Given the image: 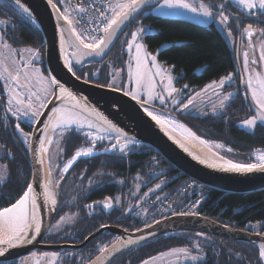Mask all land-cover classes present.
Returning <instances> with one entry per match:
<instances>
[{
    "label": "trees",
    "instance_id": "trees-1",
    "mask_svg": "<svg viewBox=\"0 0 264 264\" xmlns=\"http://www.w3.org/2000/svg\"><path fill=\"white\" fill-rule=\"evenodd\" d=\"M52 1L60 6L56 0ZM213 1L217 10L220 6L223 8L221 14L224 18L230 21L233 15L238 18V37H242L246 28L261 30L264 37V14L251 16L225 0ZM0 22V30L14 47H31L42 53L41 65L47 74L44 38L32 20L10 3L0 0ZM140 26L155 30L144 36L145 45L149 51L158 52L159 59L181 75L176 87H189L184 96L192 95L207 83L231 73L236 75L239 83L235 53L214 25L203 26L178 18L144 15L143 12L132 19L103 62L83 68L72 64L74 73L86 81L107 86L116 70L122 69L124 73L128 37ZM199 68H202L201 74L196 73ZM6 105L7 95L0 77V210L14 205L27 191L31 180L29 140L33 124L11 116ZM181 107L158 106L154 110L181 121L201 138L223 144L229 152H219L236 163L248 164L254 151L264 150V125L258 124L252 132L239 126V122L250 117L241 92L219 116L188 117ZM188 118L194 119L198 125H193ZM84 146L99 153L78 160L66 174H62L60 168ZM101 151L103 146H93L77 132L65 134L59 141L56 164L50 163L51 182L58 190L54 220L62 213L77 214L79 220L75 227L57 236L46 234L44 244L79 245L104 226L132 232L169 215L187 213L191 208L196 214L234 228L264 221V192L233 195L214 191L181 175L144 145L131 146L126 153L105 154ZM192 182L194 184L190 185ZM195 234L160 236L129 250L109 264H138L170 248L192 246L194 243L199 244L206 254V259L198 264H264L256 245L202 234L218 241V244L208 246L207 242L195 241ZM113 237L104 232L83 249H64L62 251H74V255L64 258L61 263L87 264ZM17 263L15 260L0 264Z\"/></svg>",
    "mask_w": 264,
    "mask_h": 264
},
{
    "label": "rangeland",
    "instance_id": "rangeland-1",
    "mask_svg": "<svg viewBox=\"0 0 264 264\" xmlns=\"http://www.w3.org/2000/svg\"><path fill=\"white\" fill-rule=\"evenodd\" d=\"M111 1L122 3L114 7V17H118V15L136 2V0ZM56 2L60 3L61 11L69 16L68 0H56ZM225 2L232 4L251 16L264 14V0H225ZM219 10L216 9L213 0H158L157 4L146 7L143 10V14L183 19L203 26L214 25L222 33L228 46L234 53L239 49L245 95L253 111L250 117L239 122V126L245 131L252 132L258 124L264 125L263 32L261 30L257 31L246 28L241 40L238 37L240 30L238 18L233 15L230 21L224 18ZM154 32L155 30L150 27L140 26L131 33L126 46L128 56L124 65L125 71L123 73L122 69L116 70L107 87L120 90L152 109H156L158 106H176L184 97L185 90L189 87L177 88L176 82L181 75L174 73L170 67H167L159 59L158 52H151L147 49L144 36ZM41 61L42 53L39 50L31 47H14L7 41L4 33L0 30V77L8 97L7 111L17 120L33 125L37 122L40 114L51 99V95L54 93L51 81L43 71ZM70 68L73 70L71 59ZM196 73L201 74L202 68H199ZM233 86L235 87L231 88ZM240 90L234 73L223 76L207 83L202 89L192 94L182 107L183 112L188 117L222 115L228 104L236 97ZM150 111L156 116L171 118V116L156 110ZM188 120L193 125H198L194 119L188 118ZM70 132L81 134L92 144H105L107 152L113 146V142L109 139L93 141L82 131L70 130L67 133L57 134L55 137L48 151L49 165L51 162H54V165L56 164L55 162L59 156V141L65 134ZM207 143L209 144L210 142ZM210 144L209 146L218 153L219 150L229 152V149H225L220 143L212 142ZM130 147L124 148V150L114 149L112 151L126 153ZM85 148L81 147L78 150ZM78 150L75 151L74 155ZM262 151L264 150L254 151L250 156V162L246 165L258 166L259 164L254 160L253 156L256 152ZM69 160L60 168L62 174L67 172L66 166ZM4 170L7 171L5 167ZM78 220L79 216L77 214L62 213L50 226L47 236H57L66 229L75 227ZM249 226L259 230L264 227V221L253 222ZM176 234L177 232H172L163 236H173ZM194 237L197 240L212 242L210 238L200 234H196ZM117 240H119L118 237H114L108 245ZM105 247H102L99 252ZM73 255L74 251L37 249L31 252L29 256L18 259L17 264H62L61 262H63L64 258ZM205 259L206 254L204 249L198 246L197 243H194L192 246L170 248L138 264H198Z\"/></svg>",
    "mask_w": 264,
    "mask_h": 264
},
{
    "label": "water",
    "instance_id": "water-1",
    "mask_svg": "<svg viewBox=\"0 0 264 264\" xmlns=\"http://www.w3.org/2000/svg\"><path fill=\"white\" fill-rule=\"evenodd\" d=\"M4 1L10 3L21 13L23 12L14 3H17L26 9L30 16L25 13L23 14L30 18L41 31L45 44V68L53 86L54 93L33 126L29 140L31 180L26 192L30 191L46 225L41 232L31 240V242H26L4 250L2 255H0V263L12 262L22 257L29 256L31 252L37 249L62 251L68 248H75L80 250L85 248L89 242L104 232H108L114 237H120V239L105 247L87 264H109L129 250L163 236L168 231L177 233L194 232L228 241L247 242L257 246L259 244H264V235L254 234L248 231L234 230L230 227H225L210 218L194 214L171 215L132 232L124 231L119 227L104 226L99 231L86 238V240L79 245L42 244V240L48 233L56 216L58 190L50 181L53 191L56 194L57 201L54 216L48 218L46 211L49 204L44 191L42 169L37 157L44 125L56 102V88L59 86L64 87L82 101L98 107L113 126L133 138L138 143L137 145H144L159 154L178 173L214 191L233 195H247L264 192V168L255 167L248 171L234 172L216 169L196 160L187 151L180 147L162 129L160 124L146 112V109H154L133 99L120 90L98 85L79 78L74 73V70L67 67L62 61L60 55V30L68 42L69 57L72 64H75L77 68H83L89 64L101 63L114 49L118 40L127 30L132 19L137 14L143 12L146 7L157 4L158 0H136L133 5L115 18L114 23L108 30L103 42L96 48L85 47L78 40L71 25L65 19L64 14L52 0ZM235 58L237 64L236 74L240 77V89L243 91L245 84L240 65L239 49H237L235 53ZM190 95L191 93L185 95L176 106L181 105ZM243 97L246 105L249 106L247 97L244 93ZM172 119L178 121L175 118ZM202 139L206 140L204 138Z\"/></svg>",
    "mask_w": 264,
    "mask_h": 264
},
{
    "label": "bare ground",
    "instance_id": "bare-ground-1",
    "mask_svg": "<svg viewBox=\"0 0 264 264\" xmlns=\"http://www.w3.org/2000/svg\"><path fill=\"white\" fill-rule=\"evenodd\" d=\"M23 13L30 16L28 11L14 3ZM60 55L64 64L70 68V57L68 42L60 30ZM56 102L48 115L44 125L43 133L39 142L38 161L42 169L44 179V191L48 200L46 214L48 218L54 216L56 209V194L51 186V169L48 162V151L57 134L66 133L70 130L84 132L93 141L110 140L117 144L118 149L128 148L138 143L126 135L106 118L103 112L96 106L82 101L62 86L56 88ZM150 114L162 127V129L185 151L196 160L220 170L243 172L255 167L264 168V151L256 152L254 160L258 166H248L237 164L225 158L220 153L213 150L206 140H203L183 123L167 117H159ZM116 147V146H115ZM95 153V152H94ZM93 155L89 148L78 150L66 166L70 169L79 159L88 158ZM46 222L43 221L38 205L32 197L30 191L14 205L0 210V255L3 251L31 242L44 228ZM168 231L165 234H170ZM120 239V237H118ZM261 257L264 260V244L259 245Z\"/></svg>",
    "mask_w": 264,
    "mask_h": 264
},
{
    "label": "built area",
    "instance_id": "built-area-1",
    "mask_svg": "<svg viewBox=\"0 0 264 264\" xmlns=\"http://www.w3.org/2000/svg\"><path fill=\"white\" fill-rule=\"evenodd\" d=\"M118 4L122 3L111 0H68L69 16L64 14V17L85 47L96 48L114 23L113 10ZM193 182L190 185L196 183Z\"/></svg>",
    "mask_w": 264,
    "mask_h": 264
},
{
    "label": "flooded vegetation",
    "instance_id": "flooded-vegetation-1",
    "mask_svg": "<svg viewBox=\"0 0 264 264\" xmlns=\"http://www.w3.org/2000/svg\"><path fill=\"white\" fill-rule=\"evenodd\" d=\"M223 8L220 6V11L222 10ZM243 36H244V33H243V35H242V37H239L241 40H242V38H243ZM239 76V75H238ZM238 85L240 86V77H239V83H238ZM240 92H241V94H242V96H243V93L245 94V90H243V91H241L240 90ZM244 98V97H243ZM187 101V100H186ZM186 101H184L181 105H182V107L186 104ZM7 103H8V97H7ZM246 103V102H245ZM248 105H249V102H248ZM247 106V105H246ZM182 107H181V109H182ZM247 108H248V115L249 116H251V107H250V105L249 106H247ZM182 111H183V109H182ZM5 113H6V111H5ZM184 113V112H183ZM38 120V119H37ZM34 126V125H33ZM32 131V130H31ZM78 131V130H77ZM67 133V132H66ZM56 137V136H55ZM55 139V138H54ZM208 141V140H207ZM53 143V142H52ZM211 143V142H210ZM92 144V143H91ZM93 146H97V145H101V146H103V151H101L102 153H105V154H110V153H114L115 151H112V150H114V149H118V147H117V144H114L113 143V146L109 149V152H107L106 151V147L107 146H105V144H92ZM211 145V144H210ZM220 145H222L223 146V144H220ZM116 146V147H115ZM84 147H86V146H84ZM86 148H89V149H91L92 151H93V155L92 156H94V155H97L99 152L98 151H94V149L93 148H90V147H86ZM95 152V153H94ZM89 158V157H88ZM82 159H85V158H82ZM69 160V159H68ZM67 160V161H68ZM80 160V159H79ZM78 161V160H77ZM74 166V165H73ZM72 166V167H73ZM71 167V168H72ZM70 168V169H71ZM70 169H68L67 170V172L70 170ZM66 172V173H67ZM66 173H64V174H66ZM107 207V206H106ZM193 210V209H192ZM191 210V211H192ZM190 210L189 211H187V213H183V214H194V215H199V214H196V213H194L193 211L191 212ZM174 215H177V214H174ZM169 216H171V215H169ZM201 216V215H200ZM168 217V216H167ZM204 217V216H203ZM207 218V217H206ZM213 220V219H212ZM215 221V220H214ZM217 222V221H216ZM218 223H220V222H218ZM221 225H223V226H225V227H230V228H232V229H234V230H242V231H248V232H251V233H254V234H261V235H264V227H262L261 229H259V230H257V229H255V228H253V227H250L249 226V224H251V223H248L247 225H244L242 228H234V227H232V226H229V225H224V224H222V223H220ZM179 233H186V232H179ZM179 233H177V234H179ZM191 233H194V232H191ZM196 234H199V233H196ZM195 234V235H196ZM92 235V234H91ZM194 235V236H195ZM200 235H202V234H200ZM204 235V234H203ZM113 236V235H112ZM210 236V235H209ZM212 238H216V239H219V240H223V239H220V238H217V237H214V236H211ZM45 238V237H44ZM207 238H209V237H207ZM212 238H210L211 240H212V242H208L207 240H197L196 238H193L195 241H197V242H200V243H202V244H204L205 242H207L208 243V246H211L212 245V243H217L218 241H215V240H213ZM113 239H114V237H113ZM112 239V240H113ZM111 240V241H112ZM225 241H228V240H225ZM231 242H238V241H231ZM240 243H247V242H240ZM42 244H44L43 243V240H42ZM218 244V243H217ZM249 244H251V243H249ZM44 245H51V244H44ZM53 245V244H52ZM216 245V244H215ZM254 245V244H253ZM259 245H261V244H259ZM259 245L257 246L258 248H259ZM198 246H199V244H198ZM259 252H260V249H259ZM260 255H261V253H260ZM262 258V257H261ZM263 260V259H262ZM263 263H264V260H263Z\"/></svg>",
    "mask_w": 264,
    "mask_h": 264
}]
</instances>
